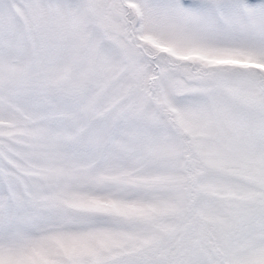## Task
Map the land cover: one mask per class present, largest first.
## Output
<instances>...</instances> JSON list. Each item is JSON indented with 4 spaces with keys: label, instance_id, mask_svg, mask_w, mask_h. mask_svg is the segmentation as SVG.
Returning a JSON list of instances; mask_svg holds the SVG:
<instances>
[{
    "label": "snow or ice",
    "instance_id": "6c2138e0",
    "mask_svg": "<svg viewBox=\"0 0 264 264\" xmlns=\"http://www.w3.org/2000/svg\"><path fill=\"white\" fill-rule=\"evenodd\" d=\"M0 264H264V0H0Z\"/></svg>",
    "mask_w": 264,
    "mask_h": 264
}]
</instances>
